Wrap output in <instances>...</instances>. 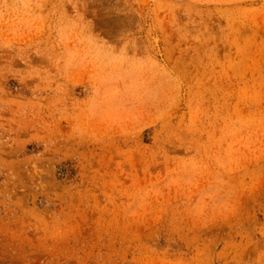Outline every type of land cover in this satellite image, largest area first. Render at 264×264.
Here are the masks:
<instances>
[{
    "label": "rangeland",
    "instance_id": "obj_1",
    "mask_svg": "<svg viewBox=\"0 0 264 264\" xmlns=\"http://www.w3.org/2000/svg\"><path fill=\"white\" fill-rule=\"evenodd\" d=\"M0 264H264V0H0Z\"/></svg>",
    "mask_w": 264,
    "mask_h": 264
}]
</instances>
